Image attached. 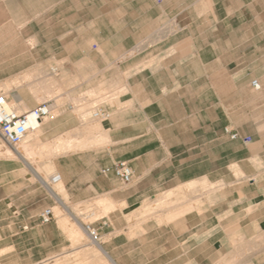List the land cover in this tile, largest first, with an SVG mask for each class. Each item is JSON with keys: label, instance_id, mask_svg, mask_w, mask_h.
<instances>
[{"label": "crops", "instance_id": "obj_1", "mask_svg": "<svg viewBox=\"0 0 264 264\" xmlns=\"http://www.w3.org/2000/svg\"><path fill=\"white\" fill-rule=\"evenodd\" d=\"M44 13L45 35L0 28L1 93L53 118L0 148V264H264V0Z\"/></svg>", "mask_w": 264, "mask_h": 264}, {"label": "built area", "instance_id": "obj_2", "mask_svg": "<svg viewBox=\"0 0 264 264\" xmlns=\"http://www.w3.org/2000/svg\"><path fill=\"white\" fill-rule=\"evenodd\" d=\"M251 85L255 90L260 89V83L257 79L251 80ZM8 98L0 92V139L12 148H16L25 138V136L38 128L43 121L52 120L50 108L47 104H38L23 112L16 113L8 108ZM231 138H237L236 133L231 134ZM246 140V139H245ZM113 173L119 178L122 184H129L133 180V173L128 164L119 162L112 167L102 169V173ZM58 176L52 178L57 180ZM51 209L46 208L41 212L42 222H48L51 217ZM93 241H98L99 235L89 224L85 225Z\"/></svg>", "mask_w": 264, "mask_h": 264}, {"label": "rangeland", "instance_id": "obj_3", "mask_svg": "<svg viewBox=\"0 0 264 264\" xmlns=\"http://www.w3.org/2000/svg\"><path fill=\"white\" fill-rule=\"evenodd\" d=\"M38 5V11L45 9L46 0H0V28L2 24L5 23L6 26V36H29L31 31H35V28L38 26V31L40 35L46 34V17L45 13L40 14L41 16L38 19H34V23L31 25L29 22L33 18L34 11ZM38 23V24H37ZM37 24V25H36ZM34 27V29H33ZM29 61H24L20 67H24L18 74L12 78H19L23 73L27 72L30 69ZM0 84L5 80L0 78ZM9 79V78H8ZM35 79V78H34ZM20 91L29 97V89L22 85L19 87ZM1 92V91H0ZM42 102V101H37ZM0 148L6 149L11 148L9 145L5 144L0 139ZM12 149V148H11ZM9 155H13L12 153ZM72 211L77 215L79 209L77 206H71ZM92 219L84 220L86 222L91 221Z\"/></svg>", "mask_w": 264, "mask_h": 264}, {"label": "bare ground", "instance_id": "obj_4", "mask_svg": "<svg viewBox=\"0 0 264 264\" xmlns=\"http://www.w3.org/2000/svg\"><path fill=\"white\" fill-rule=\"evenodd\" d=\"M29 81L27 82V86H29ZM5 95H8L6 92H3ZM8 108L9 109H11V110H13V111H15L16 113H20L21 111H23V110H26L27 109V107H26V105L23 103V102H20V101H18V100H15L13 97H12V99H11V101H8ZM40 127V126H39ZM38 127V128H39ZM37 129V128H36ZM35 129V130H36ZM34 131V130H33ZM30 133V132H29ZM28 133V134H29ZM27 134V135H28ZM26 135V136H27ZM25 136V137H26ZM12 148V147H11ZM6 148V150L9 152V150H12L13 151V149L14 148ZM14 150H16V149H14ZM15 152V151H14ZM37 173H38V175L40 176V178H41V180L43 181V182H45L48 186H49V184H51V181H49L44 175H42L39 171H37Z\"/></svg>", "mask_w": 264, "mask_h": 264}]
</instances>
